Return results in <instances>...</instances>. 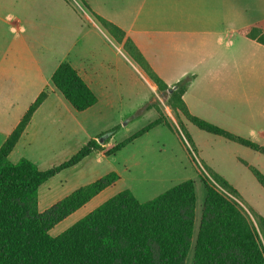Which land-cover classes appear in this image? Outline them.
<instances>
[{
    "label": "rangeland",
    "instance_id": "obj_1",
    "mask_svg": "<svg viewBox=\"0 0 264 264\" xmlns=\"http://www.w3.org/2000/svg\"><path fill=\"white\" fill-rule=\"evenodd\" d=\"M84 2L0 0V17L4 20L0 22L3 73H0V145L43 89L47 99L36 110L9 155L10 162L25 158L40 170H46L68 160L90 139H96L102 146L101 151L60 172L39 188L37 200L41 212L108 173L119 177L114 185L55 225L49 231L52 237L121 191L129 190L138 201L145 202L175 185L193 181L195 220L192 245L185 261V264H192L193 245L206 192L177 136L159 125L115 155L107 156L106 151L156 120L159 117L157 110H160L177 133L180 132L179 123L184 125L192 140L191 154L197 163L223 177L237 191L243 204L263 217L264 189L241 161H247L264 175V155L203 132L182 115L176 117L167 106L166 97L140 69L139 73L123 61L124 65L117 72L103 68L107 60L114 58L109 51V48L114 50V46L101 32L93 28L87 30L94 19H87L89 11ZM14 19L22 23L19 31L15 30ZM81 57L92 59L93 65L100 70L98 80L106 89L102 86L104 95L97 94L98 103L77 112L53 87L50 77L57 63L71 64ZM37 69L42 71L41 75L36 73ZM49 88L53 90L49 92ZM255 97L257 107L263 108L264 93H257ZM108 136L111 138L105 143ZM187 147L190 149L188 144ZM241 149L250 152V157L242 156Z\"/></svg>",
    "mask_w": 264,
    "mask_h": 264
},
{
    "label": "trees",
    "instance_id": "obj_2",
    "mask_svg": "<svg viewBox=\"0 0 264 264\" xmlns=\"http://www.w3.org/2000/svg\"><path fill=\"white\" fill-rule=\"evenodd\" d=\"M83 5L166 97V104L176 117L182 115L203 132L264 155L263 146L190 115L182 96L191 79L186 77L172 87L167 86L121 29L93 13L86 2ZM249 36L264 45V33L252 30ZM50 80L77 112L86 111L97 103L95 94L67 62L56 67ZM45 99L43 91L0 145V264H185L195 220V191L191 180L145 202L138 201L129 190L121 191L61 234L50 236L49 231L55 225L114 185L119 177L108 173L48 209L38 211V190L46 181L102 150L96 139H90L68 160L46 170H40L25 158L10 162L9 155ZM157 112L156 120L115 144L106 155H115L153 128L165 126L185 148L206 192L192 264H264V217L246 207L223 177L197 163L191 154V137L182 123L177 133L162 111ZM109 138L111 136L105 143ZM241 163L264 189V175L245 161Z\"/></svg>",
    "mask_w": 264,
    "mask_h": 264
},
{
    "label": "crops",
    "instance_id": "obj_3",
    "mask_svg": "<svg viewBox=\"0 0 264 264\" xmlns=\"http://www.w3.org/2000/svg\"><path fill=\"white\" fill-rule=\"evenodd\" d=\"M84 1L93 13L124 32L167 86L191 79L182 96L190 115L264 145V107H257L255 97L264 93L259 90L264 89V45L249 36L252 30L264 33V0ZM86 17L92 21L90 12ZM14 27L19 31L21 21L14 19ZM86 28L101 32L114 46V50L107 46L114 58L103 68L117 72L125 62L139 71L95 20ZM70 65L98 103L97 94L104 95L99 68L92 59L83 57ZM36 73L41 75L42 71L37 69ZM240 152L251 155L244 149Z\"/></svg>",
    "mask_w": 264,
    "mask_h": 264
},
{
    "label": "water",
    "instance_id": "obj_4",
    "mask_svg": "<svg viewBox=\"0 0 264 264\" xmlns=\"http://www.w3.org/2000/svg\"><path fill=\"white\" fill-rule=\"evenodd\" d=\"M100 143H101V141H100Z\"/></svg>",
    "mask_w": 264,
    "mask_h": 264
}]
</instances>
